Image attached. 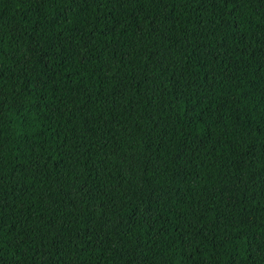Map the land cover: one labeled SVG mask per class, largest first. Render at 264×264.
I'll list each match as a JSON object with an SVG mask.
<instances>
[{
	"label": "trees",
	"instance_id": "trees-1",
	"mask_svg": "<svg viewBox=\"0 0 264 264\" xmlns=\"http://www.w3.org/2000/svg\"><path fill=\"white\" fill-rule=\"evenodd\" d=\"M0 264H264V0H0Z\"/></svg>",
	"mask_w": 264,
	"mask_h": 264
}]
</instances>
